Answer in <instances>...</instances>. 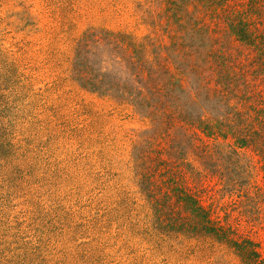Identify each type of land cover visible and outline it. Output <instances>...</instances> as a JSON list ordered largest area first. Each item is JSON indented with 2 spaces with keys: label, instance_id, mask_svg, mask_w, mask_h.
I'll return each mask as SVG.
<instances>
[{
  "label": "rangeland",
  "instance_id": "374dc122",
  "mask_svg": "<svg viewBox=\"0 0 264 264\" xmlns=\"http://www.w3.org/2000/svg\"><path fill=\"white\" fill-rule=\"evenodd\" d=\"M0 264H264V0H0Z\"/></svg>",
  "mask_w": 264,
  "mask_h": 264
}]
</instances>
